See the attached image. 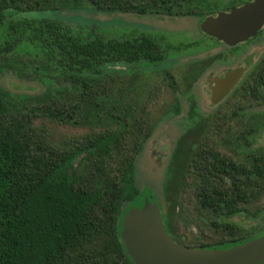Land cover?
Masks as SVG:
<instances>
[{"label": "trees", "instance_id": "obj_1", "mask_svg": "<svg viewBox=\"0 0 264 264\" xmlns=\"http://www.w3.org/2000/svg\"><path fill=\"white\" fill-rule=\"evenodd\" d=\"M242 1L227 0L219 10ZM213 6L210 0H0V13L86 8L202 19L215 12L211 11ZM203 9L209 10L203 13ZM38 21L32 28L33 39L39 40L46 61L69 73L62 77L64 86L26 97L27 105H18L10 92L0 87V264H133L119 236L116 214L119 209L124 213L138 199L133 161L146 136L147 115L145 107H136L128 95L123 103L119 87L124 88V81L120 74L112 73L129 63H160L192 43L171 45L145 33L120 40L85 36L55 19ZM204 62L189 63L184 77L187 82L206 68ZM164 75L172 88V75ZM234 91L249 105L264 103V56ZM240 110L244 108L218 118H231ZM187 112L189 116L196 114L194 104L190 103ZM39 114L58 123L112 122L115 128L52 142L34 124ZM263 115L257 114L253 129L248 127L246 135L264 127V118H258ZM225 121L213 125L212 133L219 142L199 137L194 123L177 137L170 153L162 199L156 202L167 234L178 243L174 209L178 208L180 215L181 195L187 191L217 235L211 242L195 240L191 246L226 248L264 232V206L257 203L264 196V150L251 151V141L236 133L235 145L244 147L242 160L234 161L220 152L219 145L234 142L229 136L221 137L224 131L220 126ZM239 213L260 218L262 225L248 232L228 221Z\"/></svg>", "mask_w": 264, "mask_h": 264}, {"label": "rangeland", "instance_id": "obj_2", "mask_svg": "<svg viewBox=\"0 0 264 264\" xmlns=\"http://www.w3.org/2000/svg\"><path fill=\"white\" fill-rule=\"evenodd\" d=\"M210 1L215 5L211 11L217 12L220 11L219 6L225 5L227 0ZM208 10L203 9L201 12ZM201 17L103 13L86 8L60 9L53 12L0 13V87L10 92L18 105L20 103L27 105L26 97L44 94L45 91H52L58 87L60 89L64 86L62 77L64 76L65 79L69 70L64 67L56 69L50 61L49 65L46 61L47 55L39 48V40L33 39L32 28L37 26L38 20L42 18L58 20L64 27L76 29L78 34L85 36L120 40L145 33L154 35L159 40H167L171 45L192 43L187 47L179 48L160 63L153 65L129 63L121 69L118 68L119 72L111 71L113 75L120 74L118 76L124 81V88L119 87L123 103L128 100V95L136 102V107H145L148 129L133 161V182L138 198L151 195L159 203L162 199V184L169 156L175 141L183 130L194 123L199 127V137L213 143V141L219 142L218 136L212 133L213 125L221 119L226 120L220 126V129L224 131L221 137L229 136L228 140L234 139V142L226 144V147L219 145L217 148L220 152L232 157L234 161L235 158L242 160L240 155L244 150V147H241L242 150L235 145L236 133L244 134L246 139L251 141V147L254 148L251 151L264 150V127L254 129L255 132L251 135L245 134L248 127L253 129V123L257 118L256 113L264 114V108L253 105L250 107L247 103L249 101L241 100L238 92H230L235 89V83L216 102L212 101L211 89L207 88V81L223 79L225 73L232 70L238 69L240 73L235 82L239 78L242 80L251 72L252 64L261 52H264V25L252 40H246L237 45L238 47L227 49V45L223 43L202 37L197 27ZM195 40H199L200 43L193 44ZM216 54L219 56L211 58ZM197 60L205 61L203 64L206 68L194 80L189 78L187 82L184 77L190 67L189 63ZM164 72L172 75V88ZM241 80L237 83L239 84ZM190 103L194 104L196 113L192 116H189L187 112ZM239 107L244 110H240L236 116L228 119L218 118V115L229 116L231 110ZM24 110L21 111L24 112ZM261 117L264 118V116L258 118ZM33 120L52 142H64L70 137L81 136L92 130L115 128L112 122L101 123L103 125L58 123L41 114L35 116ZM106 121L108 120L105 119L104 122ZM257 203L264 206V196ZM181 205L180 215L177 213L178 208L174 209L173 226L182 244L192 245L195 240H198L197 243L211 242L217 237L209 225L208 218L199 211L189 191L182 193ZM121 210L117 211V222L123 214ZM228 221L235 222L248 232L250 228L258 224L262 225L260 218L253 219L243 213L229 218Z\"/></svg>", "mask_w": 264, "mask_h": 264}, {"label": "water", "instance_id": "obj_3", "mask_svg": "<svg viewBox=\"0 0 264 264\" xmlns=\"http://www.w3.org/2000/svg\"><path fill=\"white\" fill-rule=\"evenodd\" d=\"M264 24V0H246L237 6L204 16L198 29L231 46L252 36ZM239 70L215 79L212 101H218L235 83ZM119 236L133 264H259L264 261V232L226 248H205L174 241L161 221L156 200L140 197L119 221Z\"/></svg>", "mask_w": 264, "mask_h": 264}, {"label": "flooded vegetation", "instance_id": "obj_4", "mask_svg": "<svg viewBox=\"0 0 264 264\" xmlns=\"http://www.w3.org/2000/svg\"><path fill=\"white\" fill-rule=\"evenodd\" d=\"M244 1H242L241 3H243ZM240 3V4H241ZM239 5V4H238ZM235 6H237V5H235ZM215 13V12H214ZM164 16H166V15H164ZM199 23V22H198ZM264 25V24H263ZM263 25L252 35V36H250V37H248L246 40H252L253 38H254V36L256 35V34H258L259 32H260V30H261V28L263 27ZM197 27H198V24H197ZM199 32L201 33V35H202V37H204V39H206V40H214V41H216V42H220V43H222L221 41H218L217 39H215L214 37H211V36H208V35H205L204 33H202L200 30H199ZM157 40H159L158 38H156ZM199 40H202V39H199ZM246 40H244V41H246ZM244 41H242V42H244ZM242 42H238V43H236L235 45H232V46H228L227 45V49H232V47H238L237 45H240V43H242ZM226 46V45H225ZM236 49V48H235ZM262 56H264V52L262 53L261 52V54H260V56L258 57V59L252 64V66L259 60V59H261V57ZM222 76V75H221ZM241 80V78H239L238 80H237V82H239ZM237 82H235V86L236 85H238V83ZM215 85V83L214 82H210V81H207V88H208V90L209 89H212V87ZM231 92V91H230ZM254 107H263L264 108V103L263 104H257V105H253ZM250 107H251V105H250ZM249 107V108H250ZM257 112H260V111H257ZM256 114H261V113H256ZM264 116V115H263Z\"/></svg>", "mask_w": 264, "mask_h": 264}]
</instances>
